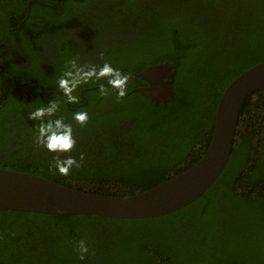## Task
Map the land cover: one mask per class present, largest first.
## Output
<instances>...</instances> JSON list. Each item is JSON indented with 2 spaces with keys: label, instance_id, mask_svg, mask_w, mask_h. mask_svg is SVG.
<instances>
[{
  "label": "trees",
  "instance_id": "trees-1",
  "mask_svg": "<svg viewBox=\"0 0 264 264\" xmlns=\"http://www.w3.org/2000/svg\"><path fill=\"white\" fill-rule=\"evenodd\" d=\"M49 1L56 3L40 0ZM62 3L60 15L34 2L28 17L33 20L27 22L51 34L59 32L50 47L63 58L57 74L53 61L44 67L35 59L20 72L9 53L16 78L0 73V168L94 194L129 196L153 188L202 158L224 90L264 61V0ZM4 8L19 18L28 12L26 0H11L9 7L0 0V31L13 20ZM67 33L83 38L72 43ZM5 35L13 45V31ZM162 62L177 68L175 95L168 102L135 90L146 82L132 78V73ZM105 63L127 77L124 95L108 77L94 75L76 85L71 93L75 99L69 101L58 83L64 73L76 68L98 71ZM14 79H34L45 90L61 92L46 93L37 86L26 98ZM98 84L86 93L89 104L73 111L84 101L80 89ZM50 102L57 105L51 116L29 118ZM78 112L87 113L83 124L74 119ZM57 118L72 128L75 143L67 152L36 143L41 124ZM67 156L75 157L79 167L73 165L62 175L55 159ZM81 242L88 248L83 259ZM238 263L264 264V90L246 100L221 175L179 210L136 219L0 210V264Z\"/></svg>",
  "mask_w": 264,
  "mask_h": 264
},
{
  "label": "water",
  "instance_id": "water-1",
  "mask_svg": "<svg viewBox=\"0 0 264 264\" xmlns=\"http://www.w3.org/2000/svg\"><path fill=\"white\" fill-rule=\"evenodd\" d=\"M18 31L15 40L26 56L17 40ZM176 74L171 62L151 65L138 74L147 85L137 90L154 101L168 102L175 95ZM262 90L264 61L246 69L224 90L216 108L212 139L202 158L153 188L129 196L94 194L43 176L0 168V210L123 219L158 217L179 210L200 197L221 175L234 149L241 110L249 97Z\"/></svg>",
  "mask_w": 264,
  "mask_h": 264
},
{
  "label": "flooded vegetation",
  "instance_id": "flooded-vegetation-1",
  "mask_svg": "<svg viewBox=\"0 0 264 264\" xmlns=\"http://www.w3.org/2000/svg\"><path fill=\"white\" fill-rule=\"evenodd\" d=\"M2 1L4 5H6L7 7H9V4H11V0H8V1L2 0ZM79 1H82V0H79ZM34 2H37L39 4H44L47 7H50L53 12H56L60 15H63L64 13V6L62 3V0H56V3H53L51 1L42 3L40 2V0L39 1L38 0L36 1L26 0V6L28 8V12H26V16L24 18H19L18 16L11 14L10 12H7V10L4 8L5 11H2V12L9 14L11 18L13 19L12 21H9V23L5 24L2 27V30L0 31V34L2 37L0 40V73L4 74L6 76L5 78L7 79L11 77L16 78L15 70L13 66H11L8 62L9 61L7 58L8 53L11 56L14 62V65L19 69L20 72L30 68L32 66L33 59H35L39 64H41L44 67L46 66V64H43V63L47 61H50L52 63L53 61V67H57V69L53 71V73L55 74H57L59 66H61V63L63 60L62 56L58 52L57 53L53 52L52 48H50V47H54L55 45L54 35H59V32L57 31L53 32L52 33L53 35H52L49 32L50 30H46L45 28H43V26H40L39 24H37L36 25L37 27H36L35 24L27 23L33 20V18L30 19L28 17L32 13V4ZM15 9H16V6H15ZM0 10H3V9H0ZM16 22H18V26L14 27ZM18 28H19V31L17 33V40L20 43V45H22L24 52L26 53V56L23 54L20 46L17 44L15 40V33ZM9 30L13 31V43H14L13 45L8 40H5L6 38L5 33H8ZM67 36H68V39L72 43H75V41L77 42L78 39L83 38L81 37V33H67ZM111 40L112 38H110L108 42ZM3 47L6 48V51L5 49H2ZM83 47L86 48L85 45H83ZM78 58H82V55H78ZM83 59H85V57H83ZM140 72L132 73L133 80L135 78H138V76H140L138 75ZM14 80H15L16 88L18 89V93L26 96V98L31 97L32 87H37V86L40 87L41 90L46 93H52V92L60 93L61 92V90H47V89L45 90L43 87V84L38 83L34 79L33 80H23L20 83H18V80L16 79ZM144 82L146 81L144 80ZM125 84H127V81ZM101 85L102 84H98L95 86H87V87L81 88L80 95L84 101L76 104L75 107H72V110L74 111L83 106L88 105L89 98L86 93L96 89L97 87ZM145 85H147V82ZM141 86H144V85H141ZM141 86L139 87L136 86L135 90H137ZM90 88H94V89H90ZM116 90L118 91L119 89L116 88Z\"/></svg>",
  "mask_w": 264,
  "mask_h": 264
},
{
  "label": "clouds",
  "instance_id": "clouds-1",
  "mask_svg": "<svg viewBox=\"0 0 264 264\" xmlns=\"http://www.w3.org/2000/svg\"><path fill=\"white\" fill-rule=\"evenodd\" d=\"M75 67V65H73ZM96 77H108V83L119 89V95H124V85L127 77L121 75L118 69L113 68L110 64L105 63L97 71L95 68H90L85 71L83 68H76L75 72L67 71L59 79V87L63 89V92L68 96L69 101L75 98L71 95L73 89L81 81L87 80L92 76ZM57 108L55 103L50 102L47 107H37L35 111L29 114L30 119L40 120L45 115L51 116ZM74 119L83 124L87 119L86 112H78L74 115ZM36 143L42 144L47 150L52 152H67L72 149L75 141L72 137V128L70 125L64 124L59 118L55 120H49L46 123H42L38 128ZM81 159L83 157L81 156ZM75 165L79 167V162L75 157L67 156L64 159H55V169L62 175H67L69 169ZM88 251L87 246L81 242L79 246L80 259H83V254Z\"/></svg>",
  "mask_w": 264,
  "mask_h": 264
}]
</instances>
